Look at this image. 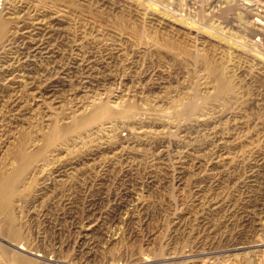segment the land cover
I'll return each mask as SVG.
<instances>
[{"label": "rangeland", "instance_id": "obj_1", "mask_svg": "<svg viewBox=\"0 0 264 264\" xmlns=\"http://www.w3.org/2000/svg\"><path fill=\"white\" fill-rule=\"evenodd\" d=\"M3 3L0 264H264V0ZM33 12L52 56L17 67ZM80 204L95 212L73 226Z\"/></svg>", "mask_w": 264, "mask_h": 264}, {"label": "bare ground", "instance_id": "obj_2", "mask_svg": "<svg viewBox=\"0 0 264 264\" xmlns=\"http://www.w3.org/2000/svg\"><path fill=\"white\" fill-rule=\"evenodd\" d=\"M5 1V0H4ZM5 3V2H4ZM3 3V0H0V20H1V17H2V15H9V14H6V11L7 10H9V9H6L5 8V4ZM10 4V3H9ZM6 10V11H5ZM5 12V13H4ZM10 13V12H9ZM18 16V15H17ZM16 16V17H17ZM15 17V18H16ZM255 18L253 19V21H252V24L255 26V27H257V29L255 30V32L254 33H256L255 34V36H257V35H260V34H262V36L264 37V21H261L258 17L259 16H254ZM6 18H8V17H6ZM17 21L19 20V27L18 28H20L21 30V34H20V36L18 37L19 39H18V44L17 45H19L18 46V50L16 51V53H15V57L14 58H12V62H15L14 63V65L15 64H19V65H17V67L18 66H20V67H22V66H26V65H28L29 64V62L31 63L32 62V60L34 61V59L35 58H38L39 59V57H41V55H43V54H45V53H47V54H50V52H49V44L51 43L50 41H51V36H52V34H51V29H54V28H52L53 27V25L52 24H54L53 22H54V19H52V18H50V17H47V16H44V15H38V14H35L34 12L32 13V14H23V15H20V16H18L17 18ZM16 21V22H17ZM17 24V25H18ZM1 35H2V30H1V27H0V38H1ZM17 36V35H16ZM8 42V41H7ZM55 43V42H54ZM6 44V43H5ZM10 44V43H9ZM9 44H7V45H9ZM51 44H53V43H51ZM13 47V46H12ZM14 47H15V45H14ZM17 47V46H16ZM17 49V48H16ZM2 50H4V49H2V48H0V74H1V78H5V79H7V80H5L6 82H9V81H11V79L9 80L7 77L8 76H11V75H13L15 72L13 71V65L11 64V63H8V60L5 62L4 60H6L7 59V57H5L6 55H4L3 53H2ZM88 52V51H87ZM108 52V51H107ZM13 53V52H12ZM110 53V52H109ZM90 54H92V53H90ZM105 54H106V50H105ZM3 55H4V57H3ZM51 55V54H50ZM49 56V55H48ZM52 56V55H51ZM93 56V55H92ZM108 56H109V54H108ZM84 57V56H83ZM90 56H88V58H89ZM86 58V57H85ZM105 58H106V56H105ZM53 59V58H52ZM103 59V58H102ZM93 60V59H92ZM69 61H71V60H69ZM89 61V60H88ZM11 62V61H10ZM89 62H91V60L89 61ZM62 63V62H61ZM64 63V62H63ZM79 63V62H78ZM83 63V62H82ZM81 64V63H80ZM88 64V63H87ZM61 65V64H60ZM81 65H83V64H81ZM80 65V66H81ZM86 65V64H85ZM84 65V66H85ZM74 66V65H73ZM93 66V65H92ZM19 67V68H20ZM66 67V66H65ZM90 67V66H89ZM16 68V67H15ZM26 68V67H25ZM61 68V67H60ZM22 69V68H21ZM29 69V68H28ZM56 69H58V68H56ZM76 69H77V71H78V73H79V75L80 74H82L83 76H86V77H89V75H90V72L91 71H89V70H91V68H89L88 69V66H85L84 68H79L78 69V67L76 66ZM93 69V68H92ZM23 70V69H22ZM27 70V69H26ZM54 70V69H53ZM62 70V69H61ZM50 71V70H49ZM73 71V70H72ZM76 71V70H75ZM76 71V72H77ZM93 71V70H92ZM52 72V71H51ZM63 72V71H62ZM74 72V71H73ZM75 72V73H76ZM50 73V72H49ZM55 73H57L56 71H55ZM20 74H21V72H20ZM19 74V75H20ZM58 74V73H57ZM60 74V73H59ZM64 74V73H63ZM72 74V73H71ZM47 75V74H46ZM61 75V74H60ZM67 75V74H66ZM74 75V74H73ZM77 75V74H76ZM82 76V77H83ZM20 77H27L26 75L24 76V75H20ZM50 77H51V75H50ZM53 77H56V75H53ZM60 77V76H59ZM78 77V76H77ZM92 76H90L89 78H91ZM41 78H42V76H41ZM41 78H39V79H41ZM49 78V77H48ZM93 78V77H92ZM96 78V77H95ZM44 79V78H43ZM50 79V78H49ZM49 79H47L48 81H49ZM85 78H83V80H84ZM45 80V79H44ZM82 80V79H81ZM57 81V80H56ZM85 81V80H84ZM80 82V81H79ZM27 83V82H26ZM47 83H49V82H47ZM51 83H53V82H51ZM50 83V84H51ZM55 83V82H54ZM99 82H97V84H98ZM42 84H44V83H42ZM91 84V83H90ZM94 84V83H93ZM93 84H92V86H93ZM96 84V83H95ZM4 85V84H3ZM34 85V84H33ZM27 86V85H26ZM32 86V85H31ZM40 86V85H39ZM38 86V87H39ZM49 86L50 85H47V86H45V85H42L41 87H43L42 88V90H49ZM52 86V85H51ZM86 87V86H85ZM84 87V88H85ZM94 87V86H93ZM40 88V87H39ZM32 89V88H31ZM51 90V89H50ZM28 91V90H27ZM38 91V90H37ZM40 91V90H39ZM44 92V91H43ZM42 92V93H43ZM50 92V91H49ZM6 93V92H5ZM4 94V92H2V94L0 95V98H5V96H2ZM29 94H31V93H29ZM35 94V93H34ZM40 94V93H39ZM48 94V93H47ZM10 95V94H9ZM32 95V94H31ZM37 95V94H36ZM44 95V94H43ZM33 96V95H32ZM31 96V97H32ZM47 96V95H46ZM40 97V96H39ZM41 97H42V95H41ZM40 97V98H41ZM9 98V97H8ZM7 98V99H8ZM36 98V97H35ZM43 98V97H42ZM13 99H15V98H13ZM3 103H4V101H3ZM7 105V104H6ZM11 105H13V104H11ZM14 106H15V104H14ZM25 107V106H24ZM22 109V108H21ZM20 109V110H21ZM2 110H4V109H2ZM6 110V109H5ZM12 110H13V108H12ZM18 110V109H17ZM8 111H10V110H8ZM13 112V111H12ZM15 112V111H14ZM20 112V111H19ZM17 113V112H16ZM11 114V113H10ZM5 116V115H4ZM8 116V115H7ZM15 117V116H14ZM9 118V117H8ZM8 123V122H7ZM11 124V123H10ZM211 132V131H210ZM2 133V132H1ZM136 138V137H135ZM211 139V138H210ZM125 141H127V140H125ZM224 144V143H223ZM119 145V144H118ZM120 148V147H119ZM215 149V148H214ZM128 151V150H127ZM221 151V150H220ZM153 155V154H152ZM187 156V155H186ZM216 156V155H215ZM167 157V156H166ZM169 157H171V156H168V158ZM164 158V157H163ZM263 158H264V156H263ZM262 158V159H263ZM161 159V158H160ZM166 159V158H165ZM171 159V158H170ZM178 160V159H177ZM260 160H261V158H260ZM259 160V161H260ZM263 161V160H262ZM155 162V161H154ZM168 162H169V160H168ZM162 163V162H161ZM112 164V163H111ZM164 165H165V163H163ZM170 168V167H169ZM181 168H182V166H181ZM185 168V167H184ZM173 169V168H172ZM159 170V169H158ZM174 170V169H173ZM176 170V169H175ZM179 170V169H178ZM255 170H256V168H255ZM179 171H181V170H179ZM249 171V170H248ZM252 171V170H251ZM104 173V172H103ZM120 173V172H119ZM174 173V172H173ZM177 173V172H176ZM182 173V172H181ZM251 174V173H250ZM105 175V174H104ZM171 175H173V174H171ZM117 176H119V175H117ZM123 176H125V175H123ZM252 176V175H251ZM254 176V175H253ZM115 177V176H114ZM129 177H131L130 175H129ZM169 177V176H168ZM126 178H127V176H126ZM172 178H173V176H172ZM253 178V177H252ZM99 179V178H98ZM117 179V178H116ZM100 180V179H99ZM116 181V180H115ZM118 184H119V186L120 187H122L121 189H123V187H127V186H129V187H133V186H136V184H135V182L134 181H132V179H122L121 180V178L119 179V181H116ZM138 182V181H137ZM99 183H100V181H99ZM203 183V182H202ZM211 183V182H210ZM97 186H98V184H96ZM100 185V184H99ZM202 185V184H201ZM96 186V187H97ZM117 186V185H116ZM138 187V186H137ZM198 187V186H197ZM200 187V186H199ZM3 188V187H2ZM201 188V187H200ZM0 189H1V187H0ZM130 189H134V188H130ZM1 190H3V189H1ZM0 190V191H1ZM126 190V189H125ZM124 190V191H125ZM196 190H197V188H196ZM128 191V190H127ZM121 192V191H120ZM128 192H130V191H128ZM123 194H124V192H123ZM123 197V196H122ZM91 198V197H90ZM115 198H117L116 196H115ZM212 199V198H211ZM116 200V199H115ZM123 200V199H122ZM209 200V199H208ZM247 200V199H246ZM127 201V200H126ZM97 202V201H96ZM100 202V201H99ZM115 202V201H114ZM247 202L248 201H246L245 203L247 204ZM117 203H119V202H116V204ZM244 203V204H245ZM69 204V203H68ZM115 204V205H116ZM121 204H122V202H121ZM257 204V203H256ZM85 205V204H84ZM84 205H81L80 204V206H73V207H69V208H67L68 206H70V205H66L67 207L64 209V211L66 212V214H69L67 211H69V212H72V213H75V216H73L72 218H71V224L73 225V226H75V225H77L78 223V219H81V220H83V221H85L87 218H89V217H91L92 216V213H94L95 212V208H93V204L92 205H90V206H84ZM88 205V204H87ZM106 205V204H105ZM110 206H112L111 204H109ZM206 205V204H205ZM64 207H65V205H64ZM96 207V206H95ZM102 207V206H101ZM107 207V206H106ZM119 207V206H118ZM135 207V206H134ZM206 207V206H205ZM230 206H228L227 205V203H221L220 204V202H212V200H209V202L207 203V211L208 212H217L218 210L220 211V212H222L224 215H223V219H224V221H225V224L227 225V223H228V225L229 224H231V222L232 221H236L237 223L236 224H238L239 222L241 223L242 222V220H243V222L245 223V224H248V222H249V217H247V216H245V214L242 216V214H241V212L243 211V208L242 209H240V208H238V209H234V207L232 208V209H230L229 208ZM243 207V206H242ZM100 208V207H99ZM252 208V207H251ZM67 209V210H66ZM100 209H102V208H100ZM99 209V210H100ZM105 209H107V210H112L113 211V207H109V208H105ZM132 209H133V207H132ZM136 209H137V207H136ZM245 209V208H244ZM247 209V208H246ZM96 210H98V209H96ZM115 210V209H114ZM104 211H106V210H104ZM103 211V212H104ZM142 211V210H141ZM218 211V212H219ZM249 211V210H248ZM140 211H139V209H138V211H136L135 212V214L136 213H139ZM206 212V211H205ZM245 212V211H244ZM71 213V214H72ZM107 213H108V211H107ZM128 213V212H127ZM126 213V214H127ZM243 213V212H242ZM99 214V213H98ZM101 214V213H100ZM99 214V215H100ZM134 214V213H133ZM132 214V215H133ZM213 214V213H212ZM214 214H219V213H214ZM64 215V214H63ZM77 215V216H76ZM108 215V214H107ZM64 217V216H63ZM68 217H69V215H68ZM97 217V219H99L98 218V216H96ZM102 217V216H101ZM100 217V218H101ZM105 217V216H104ZM58 218V217H57ZM103 218V217H102ZM104 219V218H103ZM92 220V219H91ZM205 220V218H203V220L201 221V225L203 224V221ZM80 221V220H79ZM87 221V220H86ZM129 221V220H128ZM64 222V221H63ZM67 222V221H66ZM205 222V221H204ZM82 223V222H81ZM233 223V222H232ZM58 224V223H57ZM224 224V225H225ZM242 224V223H241ZM200 225V224H199ZM200 225V226H201ZM244 225V224H243ZM242 225V226H243ZM202 226H204V224L202 225ZM206 226H207V224H206ZM230 226V225H229ZM234 226H235V223H234ZM238 226H240V225H238ZM247 226V225H246ZM77 227V226H76ZM199 227V226H198ZM237 227V226H236ZM235 227V228H236ZM204 228V227H203ZM227 228V227H226ZM231 228V227H230ZM234 228V227H233ZM232 228V229H233ZM242 228V227H241ZM205 230H206V228H204ZM240 229V228H239ZM135 230V229H134ZM198 230H200V229H198ZM241 230V229H240ZM202 232H200V233H204V230H201ZM233 231V230H232ZM210 232V231H209ZM244 232V231H243ZM242 233V232H241ZM233 234V233H232ZM64 235V234H63ZM71 235V234H70ZM73 235V234H72ZM209 234H206V236H208ZM241 235V234H240ZM197 236V235H196ZM84 237V236H83ZM76 239V238H75ZM234 241V240H233ZM235 245V244H234ZM241 250H243V248H239V246H238V248H236L235 250H233V251H241ZM231 251V250H230Z\"/></svg>", "mask_w": 264, "mask_h": 264}]
</instances>
